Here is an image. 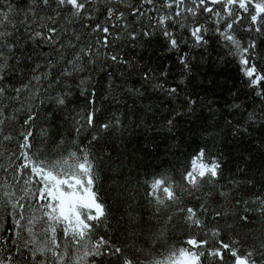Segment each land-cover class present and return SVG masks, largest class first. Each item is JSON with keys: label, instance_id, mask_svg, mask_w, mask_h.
Segmentation results:
<instances>
[{"label": "trees", "instance_id": "obj_1", "mask_svg": "<svg viewBox=\"0 0 264 264\" xmlns=\"http://www.w3.org/2000/svg\"><path fill=\"white\" fill-rule=\"evenodd\" d=\"M19 8L27 6V0H13ZM163 0H156L155 4H142L141 0H112L110 5L99 4L97 0H90L87 11L91 12L92 19L83 17L70 25L71 31L61 33L60 40H72L79 47L92 46L91 59L96 60L89 70L72 77H61L57 83L54 79L61 71L57 67L53 76L43 82L39 95L35 97L23 94L25 108H31L36 114L32 124L34 138L30 154L47 159L49 162L67 156L69 152L78 148H86L91 153L96 164L98 180L94 190L109 212L107 226L95 229L92 239L103 237L111 245L124 249V254L139 264H153L169 256L172 251L182 247L189 248L185 241L190 237L197 240L208 239L207 247L215 248V239L205 235V229L187 227L182 221V214L177 212L179 207L198 208L201 202L208 204L213 211H223L227 216L221 217L218 222L213 221L211 215L205 219L207 229L218 227L221 230L217 238L225 243L238 239L240 254L264 240V217H257L255 213H247L249 223L240 220L245 215L244 207L234 206L233 200H251L257 195L264 196V118L260 117L264 110V97L258 96V91H264V82L256 87L249 86L248 79L244 76L239 57L233 55L234 49L226 47L216 32L217 27L223 28L230 20H221L219 25L214 23L210 14L199 12L195 17L181 18L179 22H169L167 27L178 40L179 49L169 51L167 39L159 28H154L155 18L161 12L174 11L161 9ZM262 0H252V4ZM191 7V0H186ZM112 6L125 13V19L120 26L111 29L109 37L111 43L104 47L97 43L103 34L92 32L96 23L107 24L105 8ZM214 10H221L222 5H209ZM140 8L147 15L137 19L134 9ZM60 15L56 17L57 27L67 26L64 17L69 15L68 8L58 9L53 3L48 9L37 12L41 16ZM249 11L252 6L249 5ZM235 14L241 22L234 24L233 34L241 41L242 46H247L252 40L256 42L255 59L258 71L264 74V33L249 31L250 16L243 9H235ZM255 14V13H253ZM187 15V14H185ZM19 19V17H16ZM129 25V31L142 33L145 29L153 32L150 38L138 36L136 40L124 35L123 24ZM184 23L187 27H181ZM194 24L203 25L207 32L203 33L207 41L202 46H194V38L189 28ZM80 35L76 41L72 32ZM117 34L120 39H116ZM20 39L21 49L17 56H21V65L18 72L22 75L9 73L6 84L19 87L26 83L31 75V68L35 63H42L41 52L50 53L52 48L43 44L26 42L23 32ZM75 50H67L70 53ZM123 57L129 64L114 63L108 59V54ZM29 54L31 61L25 59ZM187 56L190 71L187 73L179 62L181 56ZM167 70V76L159 74ZM149 73V79H144V73ZM90 83L80 85L81 79ZM52 87L49 88L48 84ZM162 83L165 88L176 87L177 93L169 96L154 85ZM111 84V88L108 85ZM95 89V103L89 105L88 90ZM45 89H47L45 91ZM127 89H137L142 95L128 93ZM67 92L66 103L58 106L53 102L57 94ZM83 92V95L81 94ZM9 96L14 95L11 91ZM188 100L195 101L189 105ZM6 110L14 111L20 105L4 100ZM239 105V108L233 107ZM191 107V111H189ZM92 108L100 109L96 113L97 125L113 116L119 117L126 128L99 135L93 141L94 130L88 128L77 133L79 125ZM180 113V115H177ZM257 114V122L249 127V114ZM16 120L8 121L4 126L5 134L11 133L13 139L0 144V164L15 167L20 161L15 160L23 150L19 145L23 142L20 135L26 131L27 126L23 120L27 117L26 110L16 112ZM173 119L174 128L167 130L166 121ZM231 122V123H229ZM248 128L247 133H235V128ZM47 134L45 148L41 144L42 133ZM63 145L56 151L53 146L60 140ZM203 148L206 159L216 156L223 161L222 175L216 187L228 190L232 186L230 181H236L238 189L232 190L228 201L213 197L204 200L206 192L215 193L216 189L204 183L201 191L197 193L201 200H195L186 193L181 195V201L162 208L157 214L155 204L149 203L147 192L150 181L167 174L171 179L183 185L182 176L187 170L190 159ZM42 149L43 154L37 152ZM71 162V161H70ZM14 173L9 169L4 172L0 169V183L7 181L15 183ZM252 181L250 185L248 182ZM10 191L13 189H9ZM17 191V195H19ZM180 195V193H177ZM11 206L0 205V255L7 256L12 250L9 241L13 238L10 229L14 228L13 218L10 215ZM39 216L35 205L25 210V215L33 212ZM172 215V223H166L167 216ZM203 218V217H202ZM231 225V227H228ZM37 225V231L39 230ZM57 240L61 247L65 238L61 230L57 229ZM39 242L44 243V237H39ZM74 249H69V256L78 255ZM27 256V253H25ZM20 264H28L20 256H15ZM202 264H211V261L201 258ZM99 264V261L97 262ZM104 264H118L117 260L109 261L104 258ZM225 264H232V258L225 255Z\"/></svg>", "mask_w": 264, "mask_h": 264}, {"label": "snow or ice", "instance_id": "obj_2", "mask_svg": "<svg viewBox=\"0 0 264 264\" xmlns=\"http://www.w3.org/2000/svg\"><path fill=\"white\" fill-rule=\"evenodd\" d=\"M97 2L110 5L112 0H97ZM155 2L156 0H141L142 4L148 5H153ZM53 3L58 9L68 8L69 15L64 17L67 26L60 28L56 26V17L60 15L59 11L48 16H41L37 12V8L46 10ZM89 3L90 0H27V6L19 8L13 0H0V144L13 139L11 133L5 134L4 132L6 122L15 121L16 112L24 110L28 112L27 117L23 120V125L27 126V129L20 133L23 142L19 147L23 151L15 156V160L20 161V163L16 164L15 167L12 164H9L8 167L0 164V169L4 172L11 169L14 173L13 180L15 182L13 184H9L7 181L0 183V205L11 206L10 215L14 224V228L10 229L13 238L9 241L12 250L7 256L0 255V264H20L15 259L17 255L26 260L28 264H97L98 261L99 264H104L105 257L109 261L117 260L118 264H139V261H134L126 256L124 249L111 245L103 237L96 240L92 239L96 228L107 226L109 212L106 204L101 201L98 192L94 190L98 174L94 158L88 149L78 148L77 151L69 152L67 156L51 162L46 158L40 159L30 154L33 148L32 139L34 138L32 124L36 119V114L31 108H25L23 94L27 93L31 97L39 95L43 82L53 76V71L57 67L61 68L59 74L54 78L58 83L61 77H72L85 72L89 70L90 65L96 63V60L90 58L93 51L90 44L86 47H79L72 40H68L66 43L60 40L61 33L70 32V25L75 23L77 19L81 17L92 19L91 12L87 11ZM191 4V7L187 6L186 0H163L161 4V9H174V11L167 13L161 12L158 18H155V25H153L154 28H159L167 39L169 51L179 49L177 38L167 27L170 21L177 23L181 18L188 19L189 16H197L201 11L214 17V23L217 25L221 20H230L231 22H227L223 28H216L222 43L235 50L233 55L239 57L243 74L248 79L249 86L256 87L264 82V74L258 71L253 62L257 47L255 40H252L247 46H242L241 41L233 34L234 24L241 22V18L235 14V9H243L250 16L249 31L264 33V0L255 4H252V0H191ZM216 4L222 5V9L214 10L209 6ZM249 5L252 6L251 12ZM105 14L108 23H96L92 27V32L102 33L103 36L97 40V43L108 47L111 43L109 39L111 29L120 26L125 19V13L115 7L107 6ZM134 14L137 19L147 15L140 8L134 9ZM180 26L187 27L184 23H180ZM128 29L129 25L124 23V35L132 40H136L140 35L146 38L153 35V32L148 29L142 33ZM189 31L194 38V46L199 47L207 43L203 35L207 29L203 25L194 24L189 28ZM21 32H23L26 42L49 46L52 48V52H41L39 55L43 57V62L35 63L32 66L28 81L19 87H12L5 83L9 73L23 74L18 72L23 52H21V56L16 54L22 45ZM72 35L76 41L80 40L78 33L73 31ZM120 38V35L117 34L116 39ZM77 48L79 50L72 51L69 58L67 50ZM107 58L114 63L129 64L127 60L116 54L109 53ZM25 59L31 61L33 56L29 54ZM179 62L186 73L190 71L186 55L181 56ZM159 75L161 77L167 76V70ZM144 79H149L148 72L144 73ZM90 81L91 77L89 76L87 80L81 79L79 84L84 85ZM48 87L51 88L52 84L49 83ZM154 87L165 91L169 96H174L177 93L176 87L165 88L162 83H157ZM108 88H111V84L108 85ZM9 91L14 95L9 96ZM127 91L133 95H142L137 89H127ZM81 94L83 95V92ZM88 94L90 97L88 103L93 105L95 103V89L90 88ZM256 94L264 97V91H258ZM67 95V92L57 94L53 97V102L58 106H63L66 103ZM5 99L18 103L20 106L14 111L6 110ZM187 103L191 105L195 101L188 100ZM233 107L239 108V105H233ZM99 111L98 108H92L82 118L83 123L75 121L79 125L75 131L79 133L87 126L94 130L92 140L96 141L101 134L126 128V125L116 116L97 125L96 113ZM189 111H191V107H189ZM259 115L264 118V110H261ZM257 119V114L250 113L248 117L249 127L255 124ZM166 127L169 132L173 130V119L166 121ZM247 131L248 128L237 126L234 134L247 133ZM41 133V144L46 148L47 134L44 130H41ZM63 143L64 141L61 139L53 146L52 150H58ZM37 152L43 154L42 149H37ZM0 156H3V153H0ZM222 168L223 161L221 158L213 156L211 159H206L205 150L201 148L190 159L188 168L183 173V185L175 183L166 173L150 181L147 192L149 203L155 204L154 211L159 214L162 208L182 202L181 195L185 193L199 201L201 197L197 193L201 191L205 182L216 189L215 193L209 191L203 194L205 201L213 197L228 201L232 195V190L238 189L239 185L233 180L229 182L232 187L228 190L223 187L217 188L216 185L222 175ZM248 183L251 185L252 181L249 180ZM9 189L13 190L10 191ZM17 191H19V195H17ZM178 192L180 195L177 194ZM33 205L40 215L37 216L34 211L30 216H26L25 210L32 208ZM233 205L244 207L246 214L242 215L240 220L245 224L249 223L247 215L249 211L255 213L257 217H264V196L257 195L251 200H241L236 197L233 200ZM177 212L182 214V221L187 227L198 230L205 229V235L215 239L217 247H207L206 251H200L199 249L209 245V240H197L195 237H190L185 241L189 248L182 247L178 253L172 251L165 260H156L153 264H202V257L211 261V264H225V255L232 258V264H264V240L259 243L258 247L254 246L247 249L241 255L240 248L237 247L240 244L238 239L232 240L231 243H225L217 239L221 233L218 227L206 228L205 219L209 215L213 221L218 222L221 217L227 216L228 213L213 211L205 202H201L198 208L179 207ZM172 221L173 216L168 215L166 223L170 224ZM37 225L40 226L38 231ZM58 228L65 238L63 247L57 240ZM39 237H44L45 242L40 243ZM70 248L79 254L70 257Z\"/></svg>", "mask_w": 264, "mask_h": 264}, {"label": "rangeland", "instance_id": "obj_3", "mask_svg": "<svg viewBox=\"0 0 264 264\" xmlns=\"http://www.w3.org/2000/svg\"><path fill=\"white\" fill-rule=\"evenodd\" d=\"M167 258V257H166ZM166 258H164V259H161V260H165Z\"/></svg>", "mask_w": 264, "mask_h": 264}]
</instances>
